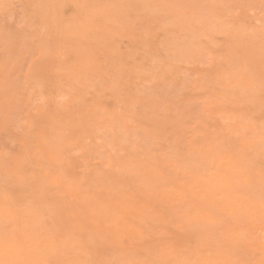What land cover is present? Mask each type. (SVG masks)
Listing matches in <instances>:
<instances>
[{"label": "rangeland", "instance_id": "374dc122", "mask_svg": "<svg viewBox=\"0 0 264 264\" xmlns=\"http://www.w3.org/2000/svg\"><path fill=\"white\" fill-rule=\"evenodd\" d=\"M0 264H264V0H0Z\"/></svg>", "mask_w": 264, "mask_h": 264}]
</instances>
